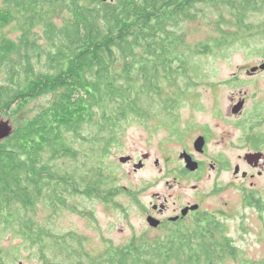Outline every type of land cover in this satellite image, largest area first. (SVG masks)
Segmentation results:
<instances>
[{
  "label": "trees",
  "instance_id": "trees-1",
  "mask_svg": "<svg viewBox=\"0 0 264 264\" xmlns=\"http://www.w3.org/2000/svg\"><path fill=\"white\" fill-rule=\"evenodd\" d=\"M262 8L264 0H4L0 115L15 130L0 142V226L40 264H215L209 238L193 235L156 243L133 236L96 255L86 237L55 234L35 210L43 204L52 220L74 195L110 203L117 191L97 163L124 125L156 120L178 130L174 112L192 88L176 87L179 70L186 75L183 25L216 12L220 39L199 48L209 54L242 40ZM229 24L234 30H221ZM9 26L15 39L3 32ZM43 97L51 100L29 115ZM61 159L79 166L62 170L54 164ZM206 233L212 237L213 226ZM0 264H9L1 252Z\"/></svg>",
  "mask_w": 264,
  "mask_h": 264
},
{
  "label": "rangeland",
  "instance_id": "rangeland-1",
  "mask_svg": "<svg viewBox=\"0 0 264 264\" xmlns=\"http://www.w3.org/2000/svg\"><path fill=\"white\" fill-rule=\"evenodd\" d=\"M3 1L0 0V7L3 6ZM216 15L214 10L205 9L196 21L183 25L185 41L188 45L184 51L186 75H183L184 70H179L180 75L177 77L176 87L187 89L191 82L192 88L191 93L187 92L184 95L187 96L189 93L174 112L175 127L178 130L173 131L170 126L160 125L156 120L146 124L137 121L125 124L119 133L118 143L111 146L103 162L98 161L97 163L98 168L102 169L106 177L107 188L117 191L112 201L107 204L85 195H74L67 198L65 207H60L57 213L52 215V220L48 218L50 211L40 203L35 210V218L38 222L48 224L57 235L75 233L86 237L88 239L87 249L97 255L102 253L107 245H122L133 236H145L150 243H154L159 233L145 234L147 221L143 214L145 207H148L152 201L160 203L167 199L168 204L171 205L176 201L177 196H180L177 202L181 204L196 201V198L191 196V186L195 180L189 176L185 177L186 179L184 177L174 179L177 174L183 176L182 169L186 172L185 162L183 163L178 156L185 149H189L188 142L185 140L187 134L198 129L191 126L201 122L202 124L207 123L213 132L208 150L209 155L223 152L229 157L230 154L219 146L223 141L218 138L225 131L232 130V124L228 120L210 118L209 113L203 109L213 98H216L220 103V109L228 113L227 108L231 99L238 91L231 86H225L211 93L206 85L209 82L226 79L238 67L242 69L247 65H256L264 61V8L250 16V29L242 40H231L226 46L215 49L212 53L201 54L199 48L208 44L212 39H220ZM224 20L229 22V16L225 15ZM13 30V26H9L4 28L3 32L15 39L18 33ZM221 30L232 31L234 27L229 24L221 26ZM167 91L171 96L174 89ZM50 100L51 97H43L32 101L27 107L28 114L33 115L40 107L46 106ZM201 106L203 108L200 113ZM0 118L13 123L11 117L0 115ZM236 134L227 139L235 142ZM237 154L238 152L235 153ZM128 156L131 157L129 162L120 163L121 157ZM139 162H142L143 166L135 169V165ZM211 162L210 158L205 160V171L202 176L204 179L201 182L207 193L210 192L214 181L219 180L220 183L226 184L231 180L229 174L216 177V171L209 167ZM54 164L62 170H72L79 166V162L72 163L67 159L56 160ZM176 170L178 173L173 174ZM170 185L173 186L170 188ZM238 200L239 195L235 191H230L216 198H209L205 207L209 204L213 207H220L223 201L238 205ZM247 212L251 214V211ZM243 218L242 223L245 224L239 234L240 228L237 229L239 219L234 217L228 222L224 219L227 225L226 234L244 253L243 258L257 261L260 258L261 248H263L258 237L259 223L254 217L243 216ZM0 252L3 260L5 258L9 264H40L33 251L22 246V239L6 231L3 226H0ZM226 264L234 263L228 261Z\"/></svg>",
  "mask_w": 264,
  "mask_h": 264
},
{
  "label": "flooded vegetation",
  "instance_id": "flooded-vegetation-1",
  "mask_svg": "<svg viewBox=\"0 0 264 264\" xmlns=\"http://www.w3.org/2000/svg\"><path fill=\"white\" fill-rule=\"evenodd\" d=\"M263 62L247 65L242 69L238 67L226 79L207 83L206 87L211 93L225 86L238 89L227 108L228 113L220 109V103L216 98L206 106L203 105V110L209 113L210 118L228 120L232 124L233 129L225 131L218 138L223 141L219 146L230 155L228 157V154L223 152L209 155L212 129L207 123L201 122L191 126L198 129L187 134L185 140L189 149H185L178 157L184 163L185 156H189L197 167L193 172L185 170L187 173L182 169L183 176L177 174L174 179L192 177L195 183L191 186V196L195 197L196 201L181 204L177 202L180 198L177 196L176 201L171 205L165 199L160 203L152 201L148 207H145L143 214L147 225L144 232L159 233L154 240L155 243L177 241L190 235H193L194 240L198 242L209 238L207 240L210 242L215 264H226L228 261H233L234 264H264V69L260 67ZM203 106L200 107V113ZM196 133L198 134L195 136ZM235 134L237 135L235 142L227 139L234 137ZM199 138L203 140L200 148L195 146ZM181 154L184 156L180 157ZM208 158L212 160L209 167L216 171V177L229 174L231 180L226 184L220 183L219 180L214 181L210 192L207 193L201 182L204 179L202 176L205 171V160ZM177 171L173 174L178 173ZM172 186L170 185V188ZM230 191H235L239 195L238 205L223 201L220 207H213L211 204L205 207L209 198L213 199ZM247 211H251V214ZM243 216L254 217L259 223L258 237L263 248L257 261L243 258L244 253L226 234V221L234 217L239 219L237 229L240 228L238 234L241 233V228L245 224L242 223ZM212 226L214 235L211 237L206 232Z\"/></svg>",
  "mask_w": 264,
  "mask_h": 264
},
{
  "label": "water",
  "instance_id": "water-1",
  "mask_svg": "<svg viewBox=\"0 0 264 264\" xmlns=\"http://www.w3.org/2000/svg\"><path fill=\"white\" fill-rule=\"evenodd\" d=\"M105 2L106 0H100ZM262 69H264V62L263 64L260 66ZM255 69H252V71H254ZM15 128L12 124V122L10 120H5L4 118H0V142L7 139L13 132H14ZM203 145V140L202 138H199L196 142H195V146L200 148ZM184 155L181 154L180 157H183ZM185 169L193 172L197 165L195 162H193L191 160V158L189 156H185ZM131 160V157H121L119 159L120 163L122 164H126L127 162H129ZM142 163L139 162L138 164L135 165V169L141 168Z\"/></svg>",
  "mask_w": 264,
  "mask_h": 264
},
{
  "label": "bare ground",
  "instance_id": "bare-ground-1",
  "mask_svg": "<svg viewBox=\"0 0 264 264\" xmlns=\"http://www.w3.org/2000/svg\"><path fill=\"white\" fill-rule=\"evenodd\" d=\"M206 139V138H205Z\"/></svg>",
  "mask_w": 264,
  "mask_h": 264
}]
</instances>
